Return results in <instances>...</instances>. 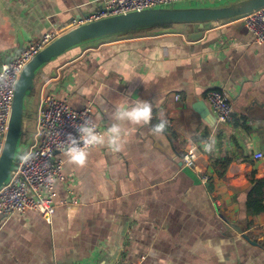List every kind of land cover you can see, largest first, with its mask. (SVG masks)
I'll use <instances>...</instances> for the list:
<instances>
[{"label":"crops","instance_id":"obj_1","mask_svg":"<svg viewBox=\"0 0 264 264\" xmlns=\"http://www.w3.org/2000/svg\"><path fill=\"white\" fill-rule=\"evenodd\" d=\"M105 1L0 0V67ZM240 18L206 23L198 38V24H178L90 41L37 70L17 157L48 96L74 110L90 107L100 130L124 96L151 102L153 119L119 153L91 149L84 167L57 153L64 180L54 188V214L0 218V264H264V213L246 209L249 191L264 179V45ZM212 89L231 102L230 122L218 123L208 107ZM161 118L169 125L158 136L150 129ZM190 148L193 168L181 162Z\"/></svg>","mask_w":264,"mask_h":264},{"label":"built area","instance_id":"obj_2","mask_svg":"<svg viewBox=\"0 0 264 264\" xmlns=\"http://www.w3.org/2000/svg\"><path fill=\"white\" fill-rule=\"evenodd\" d=\"M189 1L202 0H106L104 4L87 17L72 20L71 28L107 17L142 11L161 5L174 6ZM258 45H264V7L240 18ZM61 33H45L38 41L17 52L13 59L0 67L8 71L6 83L0 84V156L4 146L11 115L14 89L19 76L31 59L55 40ZM205 101L218 123H228L233 117V108L229 99L216 89L210 90ZM92 120L90 107L74 110L66 101L48 96L41 103L37 114L36 132L26 152L20 154L8 179L0 187V218L3 220L15 213L34 211L49 220L55 212L54 188L63 181L64 161L57 153L64 154L68 133L77 135L76 129L84 120ZM31 154L28 162L21 157ZM254 159H261L255 154ZM197 160V151L190 148L181 156L184 167L193 168ZM208 176L202 180L207 181ZM114 264H122L115 262Z\"/></svg>","mask_w":264,"mask_h":264},{"label":"water","instance_id":"obj_3","mask_svg":"<svg viewBox=\"0 0 264 264\" xmlns=\"http://www.w3.org/2000/svg\"><path fill=\"white\" fill-rule=\"evenodd\" d=\"M262 7L264 0H228L222 4L197 6L161 5L89 22L62 33L27 63L16 82L7 134L0 156V187L14 168L26 114L25 97L32 90L35 74L41 66L71 48L90 41L167 25L198 24L199 31L192 35V38H198L206 23L240 18ZM30 143L31 141L26 150ZM185 171L189 175L192 173L190 169Z\"/></svg>","mask_w":264,"mask_h":264},{"label":"clouds","instance_id":"obj_4","mask_svg":"<svg viewBox=\"0 0 264 264\" xmlns=\"http://www.w3.org/2000/svg\"><path fill=\"white\" fill-rule=\"evenodd\" d=\"M26 74V73H25ZM8 71L0 70V84H5ZM153 119V104L149 101L130 99L122 97L114 105L111 113L113 121L104 130H100V123L94 120H84L76 129L77 135L68 133L66 136V148L64 156L70 165L84 167L87 163L90 150L97 147H106L112 152L119 153L124 150L131 133L138 127L148 126ZM169 122L161 118L158 123L152 125L150 131L160 136ZM207 150H211L212 145L205 142ZM32 158L31 154L21 157L23 162H28Z\"/></svg>","mask_w":264,"mask_h":264},{"label":"trees","instance_id":"obj_5","mask_svg":"<svg viewBox=\"0 0 264 264\" xmlns=\"http://www.w3.org/2000/svg\"><path fill=\"white\" fill-rule=\"evenodd\" d=\"M171 26L172 25H167L158 28H168ZM127 34L128 33L123 35ZM246 209L247 213L251 215L264 213V179L255 181V185L251 188L247 196Z\"/></svg>","mask_w":264,"mask_h":264},{"label":"rangeland","instance_id":"obj_6","mask_svg":"<svg viewBox=\"0 0 264 264\" xmlns=\"http://www.w3.org/2000/svg\"><path fill=\"white\" fill-rule=\"evenodd\" d=\"M176 6H179V4L176 5ZM25 139H26L25 134H22V136H21V138L19 139V142H18L17 153H19V150H20L21 146L24 145Z\"/></svg>","mask_w":264,"mask_h":264}]
</instances>
